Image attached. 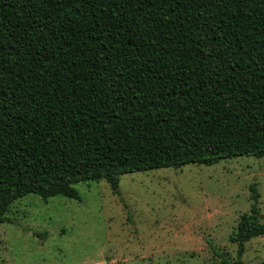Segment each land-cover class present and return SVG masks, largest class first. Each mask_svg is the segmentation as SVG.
Here are the masks:
<instances>
[{
    "label": "trees",
    "instance_id": "1",
    "mask_svg": "<svg viewBox=\"0 0 264 264\" xmlns=\"http://www.w3.org/2000/svg\"><path fill=\"white\" fill-rule=\"evenodd\" d=\"M239 156L264 157V0H0V222L29 193ZM258 197L223 264L264 235Z\"/></svg>",
    "mask_w": 264,
    "mask_h": 264
},
{
    "label": "rangeland",
    "instance_id": "2",
    "mask_svg": "<svg viewBox=\"0 0 264 264\" xmlns=\"http://www.w3.org/2000/svg\"><path fill=\"white\" fill-rule=\"evenodd\" d=\"M252 187L264 224V157L124 173L118 194L104 179L74 184L78 199L29 193L0 222V264H223ZM241 258L264 260V235Z\"/></svg>",
    "mask_w": 264,
    "mask_h": 264
}]
</instances>
